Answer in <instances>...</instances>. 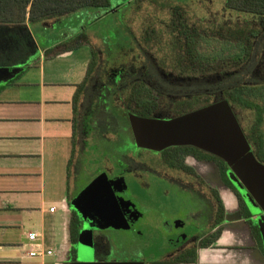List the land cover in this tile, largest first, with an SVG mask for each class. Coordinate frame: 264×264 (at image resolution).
<instances>
[{"label":"flooded vegetation","instance_id":"obj_1","mask_svg":"<svg viewBox=\"0 0 264 264\" xmlns=\"http://www.w3.org/2000/svg\"><path fill=\"white\" fill-rule=\"evenodd\" d=\"M230 17L228 25L233 24ZM171 20V32L178 31L173 42L179 45L180 26L187 23L190 33L193 27L182 14ZM178 23L180 28L174 29ZM234 25H242L238 16ZM10 32L0 31V58L14 59L13 62L27 59L34 51L32 45L26 50L22 32L16 31L17 38ZM129 41L126 48L110 46L106 50L78 104L76 125L81 162L74 164L75 178L87 171L84 156L93 155V178L105 173L112 181L117 199L123 202L122 212L128 225L119 230L124 234L122 239L113 236L110 228L94 226L91 233L94 256L111 260L116 254L141 252L137 242L141 227L159 228L162 241L156 247V257L167 261L189 259L199 245L209 241L212 233L221 231L226 218L223 192L231 195L241 216L244 213L249 217V206L241 190L230 180L229 167L221 158L190 144H171L160 149L137 145L129 115L171 120L226 98L228 85L251 83L248 79L264 82V34L257 33L253 38L254 63L250 72L242 65L230 71L212 72L207 62L201 61V67L200 62L179 52L176 55L179 59L161 60L140 43L134 48L132 40ZM180 47L183 48L182 44ZM234 112L254 151L258 142L252 140L237 111ZM74 212L79 228L88 226L89 221L82 220L74 209L71 221ZM252 224L257 226L255 222ZM150 255L140 260L148 264L146 258ZM72 257H76L75 247Z\"/></svg>","mask_w":264,"mask_h":264},{"label":"crops","instance_id":"obj_2","mask_svg":"<svg viewBox=\"0 0 264 264\" xmlns=\"http://www.w3.org/2000/svg\"><path fill=\"white\" fill-rule=\"evenodd\" d=\"M70 16L44 21L48 32H54L52 22ZM44 22L37 23L43 27ZM66 29L63 37L43 46L33 39L34 51L25 60L7 63L18 70L0 80V264H69L74 259L70 162L76 105L90 76L96 43L89 34L65 45L64 40L85 27L69 23ZM223 202L221 231L198 246L194 261H167L151 254L148 264H264L261 236V241L253 236L227 191ZM31 232L36 240L28 238ZM30 251L38 254L30 256Z\"/></svg>","mask_w":264,"mask_h":264},{"label":"rangeland","instance_id":"obj_3","mask_svg":"<svg viewBox=\"0 0 264 264\" xmlns=\"http://www.w3.org/2000/svg\"><path fill=\"white\" fill-rule=\"evenodd\" d=\"M109 3V7H85L77 10L80 13L78 15L71 13L70 19L63 18L62 22L52 25L54 32L51 33L48 32L50 30L47 29L48 25L42 27L41 23H31L29 21H25V25L29 24L28 29L32 38L41 46L51 42L55 38L63 37V33L67 31L66 28L69 23L74 24L78 29L84 25V30L80 31L75 37L64 40V44L71 46V44L74 45L80 39L85 40L86 37L89 38V34L91 37L94 36V43L96 44L92 47L93 60L88 80L93 75L99 60L105 58L106 50L110 46H114L115 49L120 46L126 48L130 43L129 40H132L131 44L134 48L137 47V43H140L158 59L169 61L179 59L176 57L178 52L184 55L183 48H179L182 42L179 41V45L177 43L174 44L173 38H175V34L177 35L178 31L175 29L171 32V19L174 20V18L179 16L176 14V10L195 29V33L197 34L196 45L199 52L206 57L217 58L222 63V66L219 68L217 66L214 69L225 71L235 69L237 64L226 60L236 54L241 56L242 49L240 42L218 37V33L225 34L228 28H237L233 33L244 29H259L264 33L262 31L264 28L263 19L252 14L239 13L235 9L229 8L230 3L236 4V2L231 1L228 3V0H109ZM229 14L232 16L230 17ZM237 16L242 21L240 27L234 25ZM229 17L232 19V25L227 24ZM75 30L78 31L77 29ZM88 45L90 44L88 43ZM247 81L251 83H241V85L248 84L251 87L252 85L256 86L261 83L260 87H257L252 92H248V94L245 93V95L252 97L254 101L261 103L264 107V82L255 83L254 81H257L255 79H248ZM78 111L79 107L77 104L76 120ZM236 111L244 129L252 139L254 138L255 142H258L257 147L258 145H263L262 154L264 155V114L262 115L261 122L256 124V116L253 109L238 108ZM123 121L125 120L120 119L121 123H125ZM77 139L78 132L76 126L74 153L70 162V191L73 194L86 185L94 175V156L86 154L84 156V165L86 170L91 173L88 174L87 171L83 170V175L80 173L75 178L74 164L81 162L79 160ZM98 140L101 141L103 138L98 137ZM92 151L94 152V150ZM138 231L141 233L137 238V242L141 245V252L127 253L121 256L116 254L111 259L135 261L140 260L145 255H155L157 253L156 247L162 241L159 228L140 227ZM111 232L116 238H124V234L119 230L112 229ZM75 259L77 261H87V258L80 254H77ZM146 260L149 261L150 259L146 258Z\"/></svg>","mask_w":264,"mask_h":264},{"label":"water","instance_id":"obj_4","mask_svg":"<svg viewBox=\"0 0 264 264\" xmlns=\"http://www.w3.org/2000/svg\"><path fill=\"white\" fill-rule=\"evenodd\" d=\"M47 25V22H44ZM54 22L51 23L53 25ZM13 27L0 26V30ZM17 67L0 64V80L13 77ZM137 145L154 149L171 144H190L221 158L229 167V178L241 190L249 206L250 217L259 228L264 244V163L251 149L235 112L226 98L171 120L139 118L129 115ZM70 206L88 226L79 228L74 247L87 261L75 258L69 264H145L143 260L118 261L94 256L92 228L124 230L122 200H118L112 181L101 173L70 199Z\"/></svg>","mask_w":264,"mask_h":264},{"label":"trees","instance_id":"obj_5","mask_svg":"<svg viewBox=\"0 0 264 264\" xmlns=\"http://www.w3.org/2000/svg\"><path fill=\"white\" fill-rule=\"evenodd\" d=\"M231 1L236 2V4L230 3ZM228 3H230L229 8H232L233 10L235 9L239 13L252 14L264 20V0H228ZM94 6L104 8L109 7L110 3L109 0H0V26L13 27L10 35L16 38L18 35L16 34V31L20 30L23 35V47L26 50H29L31 44V48L33 50V38L29 29L25 25V21H29L31 23L44 22L50 19L60 18L66 14L75 12L85 7ZM176 14H180L179 16H181V13H179L177 10ZM179 21L181 22V20ZM179 26L180 24L178 23L175 24L173 28L175 29L182 27V30L180 28L179 31V41L182 42L181 44L184 49V57L200 62L199 64L201 67H203V63H201V61H205L210 65L211 70H213L217 66L218 68L222 66V63L219 61V59L206 57L199 52L196 45L197 34L195 33L194 28L193 32L190 33L188 32L187 23L181 25L180 27ZM236 29L237 28H228L225 31V34L218 33L217 36L229 41H236L241 43V56L239 54H236L226 61L237 64V68L242 65L243 68H246L245 70H247V72H250L253 66L252 64L254 63L251 59V55L254 49L252 37H254V35H256L257 33L261 34L262 32L259 29H257V31L252 29H244L241 31L238 30L237 33H233ZM14 30L16 31L14 32ZM48 52H50L51 54L53 53V51ZM2 62H4L2 64H7L13 61L12 59H4L2 60ZM260 86L261 83L260 85L256 86L252 85V88L248 84L228 85V88L226 90V98L232 105L234 111H236V109L238 108L253 109L256 116V124H259L261 122L262 115L264 114V107L263 105H261V103L254 101L252 97L246 96L245 93L248 94V92H252ZM258 140L260 141L259 138ZM262 148V144L261 146L258 145V147H255V150L253 152L256 158L264 163ZM246 215L247 214L243 213L242 216L250 226L253 236L258 241H261L258 227L252 224V221L249 219L250 215L249 217H247ZM76 219V213L74 212L72 221L70 222V238L72 242L75 241L78 234L79 226ZM195 255V253L192 254V257L189 259L180 258V261H194Z\"/></svg>","mask_w":264,"mask_h":264},{"label":"built area","instance_id":"obj_6","mask_svg":"<svg viewBox=\"0 0 264 264\" xmlns=\"http://www.w3.org/2000/svg\"><path fill=\"white\" fill-rule=\"evenodd\" d=\"M28 238H29L30 240H36L37 235H36L34 232H31V233L28 234ZM37 251H38V250H37ZM37 251H30V252H29V255H30V256H35L36 254H38ZM47 253H50V251H47Z\"/></svg>","mask_w":264,"mask_h":264}]
</instances>
